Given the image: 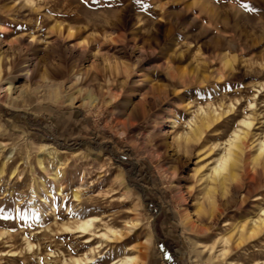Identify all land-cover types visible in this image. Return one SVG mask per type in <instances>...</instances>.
<instances>
[{"label": "rangeland", "instance_id": "rangeland-1", "mask_svg": "<svg viewBox=\"0 0 264 264\" xmlns=\"http://www.w3.org/2000/svg\"><path fill=\"white\" fill-rule=\"evenodd\" d=\"M30 1L0 0V47H12L8 57L37 60L40 72L48 63H80L98 75L96 82L60 75L49 83L12 70L5 80L18 89L9 102L0 100V264H59L70 251L80 255L84 245L54 225V213L63 221L99 214L119 226L140 218L127 241L152 236L143 248L146 264H264V229L237 240L264 209L257 156L264 139V0ZM74 45L86 48L87 58L79 61ZM89 88L93 103L83 100ZM143 97L146 115L136 108ZM202 107L216 108L218 117L189 147L173 149L164 132L183 131ZM248 117L250 128L240 123ZM239 129L248 131L246 157L237 183L214 205L191 174L209 171ZM122 181L131 197L121 195ZM101 250L95 264L114 257L110 247Z\"/></svg>", "mask_w": 264, "mask_h": 264}, {"label": "bare ground", "instance_id": "bare-ground-1", "mask_svg": "<svg viewBox=\"0 0 264 264\" xmlns=\"http://www.w3.org/2000/svg\"><path fill=\"white\" fill-rule=\"evenodd\" d=\"M22 1H24V0H22ZM14 4H16V3H14ZM12 7L9 10H12ZM69 28H71V27H69ZM69 28H68V30H69L68 32H69L70 36H68V37H71V36H73L74 33ZM56 31L58 32L59 37H62V38L64 37L62 27H59L58 29H56ZM71 47H72L71 49L69 48L71 50V52H75V50L78 49V47L80 49V47H82V46L74 45ZM2 48L3 47H0V100H2V101L9 102L10 99L12 98L13 91H15V89H18V86H16L14 79H10L9 81H7V83H5V80L7 79L8 75L11 73L12 70H18V71L20 70L21 72L24 71L23 76L27 79L31 78L32 75H34V74H38L39 79L41 81H43V82L45 81V82H49V83L52 80L51 77L60 76V75L63 76V78L72 76L76 80L75 82H78L80 84H83L86 82H94V81L96 82V79H97L96 76L98 75V73H97V71H95V68L97 69V67H95V66H92L90 68H85L83 66L81 67L80 63H78V64L77 63H75V64L74 63L73 64L48 63L43 67L44 71L40 72L41 63H39V61H37V60L26 61L25 64H22L18 60L14 59L12 57L10 59L8 57V55L10 54L9 50H11L12 47L11 48L8 47L7 49H9V50H7V49L3 50ZM88 55H89L88 50L86 48H81L79 55H78V60L83 61V59L87 58ZM64 81H65V79H64ZM98 84H100V83H98ZM49 86L55 87V89H62L63 84L57 83V85H54L52 83V85H49ZM150 86H153V85L151 84ZM103 87L104 86H100L99 89L101 90ZM79 90L85 91V88H83V86H82L81 88H79ZM152 90H154V89H152ZM86 94H87V96L83 97L84 101L87 100V101L93 103L96 100V97L92 94L91 88H89L86 91ZM129 96H130V94H129ZM144 98L145 97H143V100L140 98L141 101H139L136 104V108L138 109L137 112H140L143 115H146V113H147L146 101L147 100H145ZM114 99H116V96H112V98H110V99L105 98L102 101H104L105 104H109L112 101H114ZM127 101H125V102L127 103ZM12 103L14 105L17 104V103L15 104L14 102H12ZM185 107H187V106H185ZM218 115H219V112L216 108L213 110H207V109L202 107L201 111L198 114L192 116V118L190 119V122L188 123V127L184 128L183 131H177L174 134H172L173 131H171V130L168 132L165 131L164 132L165 138L169 137L171 139V144L173 146V149L174 148L176 149L178 147L181 148L183 145H186L187 147H189L192 139H194V138L198 139V137L201 136V133L203 132L204 125H206L208 122H210L215 117H218ZM168 118H170V117H168ZM169 122L173 123L174 125L177 123L175 120H170ZM240 123L242 125L246 126L247 128H250L253 124V121L248 117V118H243L240 121ZM170 134H172V135H170ZM247 138H248V131L245 133H242V129L235 130L233 132V135L231 136V138H229L227 140V143L225 144L226 146L224 147V149H222V151L214 159L212 166H211V169L205 173H203V172L199 173L197 171L196 173L191 174V179L193 178V182H199V184L200 183L205 184V189H206V193L208 195V199H210V201L212 203H214V205H216L215 202H217L216 200L219 198V195L223 191L227 190V188H228L227 186L229 185V183L231 181H233L234 179H236L237 175L240 174V172L237 174V168H238L240 162L246 157ZM195 139H194V141H195ZM45 145L51 146L52 149L57 150V147H55L54 145H50V144H45ZM190 149L193 150L192 148H190ZM258 150H259V152H258L257 156L258 157L262 156V159L260 162V168H261V165H262V167H264V139H261V141L258 143ZM56 158L57 157H55L54 159H56ZM119 172H121V171H119ZM60 173L58 171H56L55 177L57 178L58 181L61 182L60 178L58 179ZM248 173H249V171H248ZM117 176L119 177V175H117ZM120 176H122V173ZM251 178H248V179H251ZM124 181H122V183H121L123 186V192L121 191L122 192L121 195L124 196L123 198H128V197L132 196V195L130 196V194H132V193H131V189L125 184ZM236 181H237V179H236ZM236 181L235 182L233 181L234 184L237 183ZM79 196H80L79 193L75 192V197L79 198ZM179 196L182 197L181 194ZM40 199L41 200H47V198L44 195H40ZM212 203H211V205H212ZM49 204L52 208V214H53V210H56V206L53 203H49ZM134 205L136 206L137 204H134ZM202 207H204V206L202 205ZM133 209H134V206H133ZM75 213H77V212H75ZM262 213H263V215L260 216L258 221H254V225H252L251 227H246V225H243V227L239 231L240 234H239V237L237 239L239 243L241 241L243 242L245 239L255 237L260 231H262L264 229V209L262 210ZM56 215L57 214L54 213V218H53L54 219L53 220L54 225L57 226L59 224L61 226V228H59V229L62 232H64L65 234H72L73 236L77 237L78 240H80L81 244L84 245V249L82 250L83 252L77 256L73 255L70 250H67V251H70V254H68V255L64 254L62 256L61 262L59 264H95L98 261L97 255L102 252L101 248L102 247L104 248V246L110 247V249L114 255V257H112V259H110L106 264H146V254H145V252H143V248H145L146 246H148L151 243L152 236L150 234L146 233L145 234V241L143 243L138 242L136 244H131V243H129V241H127L131 238V234L134 230V227H136L139 224V222L141 221L140 218L137 217L136 219L132 220L131 222L128 221L130 224L127 222V224L125 226H119V225L112 223L108 220H104L103 218L100 217L99 214H87V213H85L83 215H79V217L77 219H74L75 218L74 217L73 219L70 218L68 221H63L62 219L58 218ZM211 219H212V221H210V222L213 223L214 225L218 223L219 219H218L217 215H213V218L211 217ZM56 226H53L51 223L50 226L48 227V229L51 231H54ZM137 233H139V231ZM228 238H225L226 239L225 242L229 241ZM25 242H26L27 246L29 247V250H32L34 247V244L30 241V239L25 237ZM204 244H206V243H204ZM66 248H68V247H66ZM197 248H199V247L197 246ZM211 258H213L212 252L209 256V260H211ZM45 262H47V261H45ZM50 264H51V262H50Z\"/></svg>", "mask_w": 264, "mask_h": 264}]
</instances>
